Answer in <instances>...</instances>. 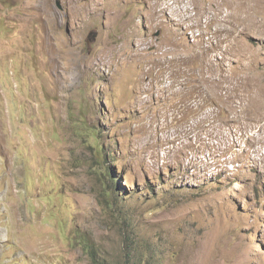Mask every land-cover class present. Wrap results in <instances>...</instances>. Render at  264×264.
<instances>
[{"label":"rangeland","instance_id":"obj_1","mask_svg":"<svg viewBox=\"0 0 264 264\" xmlns=\"http://www.w3.org/2000/svg\"><path fill=\"white\" fill-rule=\"evenodd\" d=\"M125 261L264 264V0H0V264Z\"/></svg>","mask_w":264,"mask_h":264},{"label":"bare ground","instance_id":"obj_2","mask_svg":"<svg viewBox=\"0 0 264 264\" xmlns=\"http://www.w3.org/2000/svg\"><path fill=\"white\" fill-rule=\"evenodd\" d=\"M46 48H50L51 47V44H50V42H49V39L47 38L46 39ZM70 56V55H69ZM72 56V55H71ZM55 59V58H54ZM53 63V65H54V69L55 70H57L58 69V66H59V64L56 62V61H53L52 62ZM75 64H77V62L75 61V60H71V62H70V65L72 66V65H75ZM78 65V64H77ZM70 67V66H69ZM73 68V67H72ZM57 76V75H56ZM61 76V75H60ZM58 79V78H57Z\"/></svg>","mask_w":264,"mask_h":264},{"label":"trees","instance_id":"obj_3","mask_svg":"<svg viewBox=\"0 0 264 264\" xmlns=\"http://www.w3.org/2000/svg\"><path fill=\"white\" fill-rule=\"evenodd\" d=\"M124 264H134L132 261L130 262V261H125V263ZM145 264H147V261H145Z\"/></svg>","mask_w":264,"mask_h":264},{"label":"water","instance_id":"obj_4","mask_svg":"<svg viewBox=\"0 0 264 264\" xmlns=\"http://www.w3.org/2000/svg\"><path fill=\"white\" fill-rule=\"evenodd\" d=\"M57 4H58V6L60 7V2H59V1H57Z\"/></svg>","mask_w":264,"mask_h":264}]
</instances>
